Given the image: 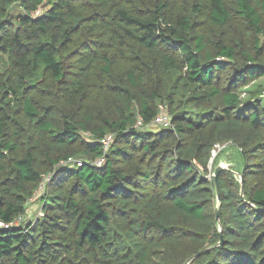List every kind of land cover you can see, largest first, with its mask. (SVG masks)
<instances>
[{"label":"trees","instance_id":"16d2710c","mask_svg":"<svg viewBox=\"0 0 264 264\" xmlns=\"http://www.w3.org/2000/svg\"><path fill=\"white\" fill-rule=\"evenodd\" d=\"M260 79L264 0H0V264H264Z\"/></svg>","mask_w":264,"mask_h":264},{"label":"rangeland","instance_id":"374dc122","mask_svg":"<svg viewBox=\"0 0 264 264\" xmlns=\"http://www.w3.org/2000/svg\"><path fill=\"white\" fill-rule=\"evenodd\" d=\"M260 84L262 86H264V79H260L256 83H253V84L249 85L248 87H246L245 89H242L241 92H240V95L242 96L243 99L248 98L249 97L248 95L250 94V92H252V90H254V89H257L260 86ZM260 103L264 106V99H261L260 100ZM212 160H216L215 161V164H214V162H212L209 165L210 169H212V173H213L214 167H216V168L217 167H222L224 169H231V168H233L232 170L235 173H237V174L241 171V167H242L241 158L239 156L238 151L235 148L231 147V145L230 146H227L222 153L219 152L218 150H215L212 153ZM35 204H38V203H35ZM39 208H40V205L39 204L38 205H35V206L33 205V207L31 206V208H30L29 211H30V213H32L33 218H35V216L37 215V213L40 216L42 215L39 212Z\"/></svg>","mask_w":264,"mask_h":264},{"label":"built area","instance_id":"2783aa9c","mask_svg":"<svg viewBox=\"0 0 264 264\" xmlns=\"http://www.w3.org/2000/svg\"><path fill=\"white\" fill-rule=\"evenodd\" d=\"M41 15V12L40 11H38V12H36V13H34V16L35 17H38V16H40ZM139 125H141V122L139 123ZM152 127H157V128H163V127H171V121H170V117H169V115L165 112V110L164 109H162V111H161V114L158 116V118H156V120L152 123ZM111 141V139L110 138H108V140H107V142H106V146L109 144V142ZM228 145L227 144H225V145H220V144H218V145H216V147H215V149H214V151L215 150H218L219 152H222L226 147H227ZM213 151V152H214ZM212 162H214V160H212V158H211V160H210V164L212 163ZM104 163V161L103 160H98V165H102ZM71 167H74V166H71ZM42 189H44L45 190V186L44 185H42ZM41 214H42V212H40ZM43 215V214H42ZM21 220H17V221H15V223H14V225H16V226H19L21 223ZM10 226H12V225H5L4 223H1L0 222V227H2V228H9Z\"/></svg>","mask_w":264,"mask_h":264},{"label":"water","instance_id":"95a60500","mask_svg":"<svg viewBox=\"0 0 264 264\" xmlns=\"http://www.w3.org/2000/svg\"><path fill=\"white\" fill-rule=\"evenodd\" d=\"M223 169H224V168H222V167H217L216 170H215V173H214V178H215V183H216V185H217V191H218V198H219V199H220V192H219V189H218V176H219L220 172H221ZM241 179H243V178L241 177ZM220 215H221V210L218 209V211H217V221L220 220Z\"/></svg>","mask_w":264,"mask_h":264}]
</instances>
